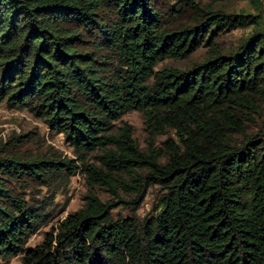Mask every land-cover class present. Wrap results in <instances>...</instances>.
I'll return each mask as SVG.
<instances>
[{
    "label": "trees",
    "instance_id": "obj_1",
    "mask_svg": "<svg viewBox=\"0 0 264 264\" xmlns=\"http://www.w3.org/2000/svg\"><path fill=\"white\" fill-rule=\"evenodd\" d=\"M202 1L0 0V102L28 108L62 133L88 182L117 199L121 190L133 193L134 210L151 186L163 190L141 220L115 219L117 204L89 193L82 208L28 247L41 213L20 188L81 166L67 158H0V259L264 264V129L249 130L264 111V19ZM226 26L254 30L224 53L215 32ZM206 40L204 61L158 68L189 58ZM132 110L143 112L151 137L170 128L177 141L165 140L161 154L141 150L129 124L114 132ZM96 150L100 167L86 162Z\"/></svg>",
    "mask_w": 264,
    "mask_h": 264
},
{
    "label": "rangeland",
    "instance_id": "obj_2",
    "mask_svg": "<svg viewBox=\"0 0 264 264\" xmlns=\"http://www.w3.org/2000/svg\"><path fill=\"white\" fill-rule=\"evenodd\" d=\"M202 5L216 11L223 10L226 13L260 14L264 19V0H224L216 3L203 0ZM188 16L189 13H186V19ZM253 30L254 26L243 28L226 26L223 30H216L215 41L217 46L227 53L236 49ZM210 49L211 43L206 40L189 58L184 60L165 59L158 64V68L165 66L188 68L195 63L204 61L208 57ZM125 124L133 127V137L143 151L149 152L150 149H154L163 154L165 152L164 141L167 139L177 141L178 139L175 131L170 128L151 137L146 130L144 114L139 110L125 113L119 121L115 122L114 132H118ZM260 129H264V111L249 130ZM17 140L20 142H15ZM14 143L18 146L13 145ZM99 154H101V150L88 154L86 162L100 167L101 164L96 158ZM11 155L20 157L22 160L36 156L51 159L67 158L81 166L74 175L68 171L54 175L50 184L30 183L27 188H20L27 200L35 204L41 213V223L30 237L27 243L28 247L40 244L47 232L57 228L68 214L82 208L89 193L97 194L105 202L112 200L116 203V207L112 210L115 219L135 214L141 220L155 211L163 192L159 185L151 186L140 207L134 210V204L130 203L135 198L133 193L120 191V199L127 201L124 203L120 202V199L113 198L106 188L88 182L87 174L83 171L84 166L79 160V154L66 141L62 133L52 130L42 118L36 116L28 108L10 107L7 102L3 101L0 102V158H9ZM166 159V155L161 157L162 162ZM0 264H23L22 255L11 257L8 261L0 259Z\"/></svg>",
    "mask_w": 264,
    "mask_h": 264
}]
</instances>
